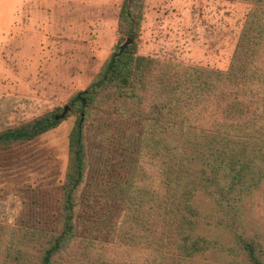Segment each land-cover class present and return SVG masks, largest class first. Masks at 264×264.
<instances>
[{"label":"trees","instance_id":"obj_1","mask_svg":"<svg viewBox=\"0 0 264 264\" xmlns=\"http://www.w3.org/2000/svg\"><path fill=\"white\" fill-rule=\"evenodd\" d=\"M239 1L251 8L227 71L139 55L145 0L124 1L118 51L128 38L133 44L71 102L78 117L57 228L0 223V264H264V231L247 219L264 197V0ZM95 109L145 122L113 244L78 237ZM63 112L0 131V150L54 130L69 117Z\"/></svg>","mask_w":264,"mask_h":264},{"label":"rangeland","instance_id":"obj_2","mask_svg":"<svg viewBox=\"0 0 264 264\" xmlns=\"http://www.w3.org/2000/svg\"><path fill=\"white\" fill-rule=\"evenodd\" d=\"M125 0H0V131L71 107L118 52ZM250 5L232 0H145L138 54L227 71ZM86 102V101H85ZM72 108V107H71ZM0 150V223L55 231L78 114ZM145 122L91 110L78 237L113 244L140 160ZM248 222L264 231V197ZM196 264H218L213 260Z\"/></svg>","mask_w":264,"mask_h":264},{"label":"water","instance_id":"obj_3","mask_svg":"<svg viewBox=\"0 0 264 264\" xmlns=\"http://www.w3.org/2000/svg\"><path fill=\"white\" fill-rule=\"evenodd\" d=\"M133 39L131 38H128L121 46H120V49L119 51L113 56L112 58V63L115 62V60L119 57H121L123 55V53L126 51V49L133 44ZM112 65L109 66V69H111ZM87 91H85L84 93H86ZM81 96L79 95L77 98L79 99ZM71 111V107L67 106L64 108V112L62 114V118H64V116L69 112Z\"/></svg>","mask_w":264,"mask_h":264}]
</instances>
